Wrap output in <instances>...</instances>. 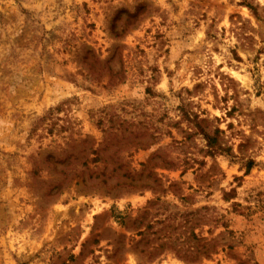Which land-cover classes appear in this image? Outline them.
<instances>
[{"label": "rangeland", "instance_id": "1", "mask_svg": "<svg viewBox=\"0 0 264 264\" xmlns=\"http://www.w3.org/2000/svg\"><path fill=\"white\" fill-rule=\"evenodd\" d=\"M0 264H264V0H0Z\"/></svg>", "mask_w": 264, "mask_h": 264}]
</instances>
